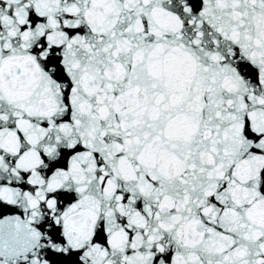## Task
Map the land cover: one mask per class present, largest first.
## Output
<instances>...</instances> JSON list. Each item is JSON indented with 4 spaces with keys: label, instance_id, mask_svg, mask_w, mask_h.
<instances>
[{
    "label": "snow or ice",
    "instance_id": "snow-or-ice-1",
    "mask_svg": "<svg viewBox=\"0 0 264 264\" xmlns=\"http://www.w3.org/2000/svg\"><path fill=\"white\" fill-rule=\"evenodd\" d=\"M0 264H264V0H0Z\"/></svg>",
    "mask_w": 264,
    "mask_h": 264
}]
</instances>
